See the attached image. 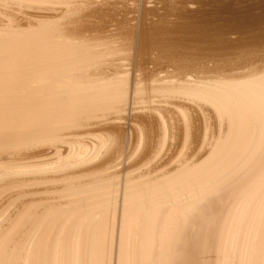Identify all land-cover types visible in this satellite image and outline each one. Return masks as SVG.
I'll use <instances>...</instances> for the list:
<instances>
[{"label": "bare ground", "instance_id": "bare-ground-1", "mask_svg": "<svg viewBox=\"0 0 264 264\" xmlns=\"http://www.w3.org/2000/svg\"><path fill=\"white\" fill-rule=\"evenodd\" d=\"M210 4L0 0V264H264V65Z\"/></svg>", "mask_w": 264, "mask_h": 264}, {"label": "rangeland", "instance_id": "rangeland-1", "mask_svg": "<svg viewBox=\"0 0 264 264\" xmlns=\"http://www.w3.org/2000/svg\"><path fill=\"white\" fill-rule=\"evenodd\" d=\"M209 1L211 3L210 6L205 9V13L202 14V16L200 17L202 18L201 21H203V23H209L210 26L212 25L211 31L213 29L216 32L212 31L213 33L210 32L209 35H203L204 34L203 33L202 34L203 37L201 36L200 38L202 39L207 38V42L204 39L202 40L204 42L203 43L201 39L199 38L197 40L198 42L196 41L195 42L196 44L193 43V45L200 48L204 53H207L209 56L215 57L214 58L215 61H221V60L228 61V59L234 61L233 57H241L242 60H244V68L250 67V66L251 68H254V67H257V65L258 67H262L261 65H264V0H261V1L260 0H227V2L226 0H223V1L219 0V2L217 0L215 1L212 0V2L214 3H212L211 0ZM215 2L218 4L221 2L219 4L220 7H218V4H216ZM225 3H226V6H225ZM221 4L224 5L225 8L222 9V7L224 6H221ZM207 14H210L211 16L214 15V17L212 16L211 18V16L208 15L210 16L208 18L206 17ZM217 16L221 19H218ZM196 17L197 16L188 15V20L200 22V20L197 19L200 17H197V18ZM223 20L225 22H223ZM227 21L230 22L229 25H227L228 24ZM139 22L136 28L138 30V31L136 30L137 34L135 35L136 40L134 39L135 40L134 44L136 46L134 50L137 54L136 61L139 67L143 68L144 66H147L148 68L149 65H146V64L148 63L149 59L152 57L153 54H157L158 52L156 49L155 50L152 49V46L154 44L153 41L149 43V46L146 50H144L143 52L140 51L141 40L139 36L141 35L143 29H145L146 23L143 21H139ZM218 25H220L221 27ZM227 26L229 29L226 28ZM218 28H220V30L222 31H219ZM224 31H227V32H224ZM218 34L219 36H221L220 38ZM207 46L214 49V52L204 51L207 48ZM225 46H229L227 47L229 51L226 53L231 56H222L224 52H222L220 49L226 48Z\"/></svg>", "mask_w": 264, "mask_h": 264}]
</instances>
